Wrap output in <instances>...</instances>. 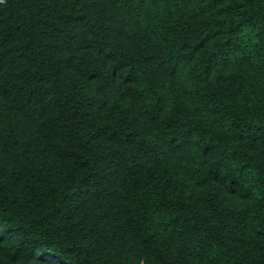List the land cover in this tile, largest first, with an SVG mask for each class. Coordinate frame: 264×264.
<instances>
[{
    "label": "trees",
    "instance_id": "obj_1",
    "mask_svg": "<svg viewBox=\"0 0 264 264\" xmlns=\"http://www.w3.org/2000/svg\"><path fill=\"white\" fill-rule=\"evenodd\" d=\"M0 264H264V0H0Z\"/></svg>",
    "mask_w": 264,
    "mask_h": 264
}]
</instances>
